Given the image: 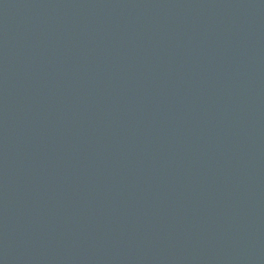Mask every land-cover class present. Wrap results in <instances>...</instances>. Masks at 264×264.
<instances>
[{
  "label": "water",
  "instance_id": "95a60500",
  "mask_svg": "<svg viewBox=\"0 0 264 264\" xmlns=\"http://www.w3.org/2000/svg\"><path fill=\"white\" fill-rule=\"evenodd\" d=\"M0 264H264V0H0Z\"/></svg>",
  "mask_w": 264,
  "mask_h": 264
}]
</instances>
